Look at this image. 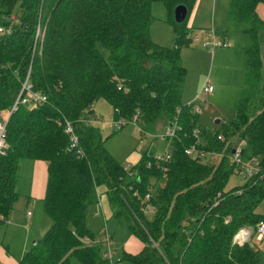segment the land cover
I'll list each match as a JSON object with an SVG mask.
<instances>
[{
	"label": "trees",
	"instance_id": "16d2710c",
	"mask_svg": "<svg viewBox=\"0 0 264 264\" xmlns=\"http://www.w3.org/2000/svg\"><path fill=\"white\" fill-rule=\"evenodd\" d=\"M197 2L0 0V25H12L0 39V112L13 106L28 74L33 89L48 97L37 107L19 105L11 114L7 148L0 154V227L21 195L23 161L48 165L42 201L52 224L20 264H109L101 245L86 241L94 240L87 214L99 202L101 186L119 226L144 245L137 253L125 250L117 264H264L263 249L234 241L245 226L257 237L264 221L257 211L264 178H246L226 190L231 175L241 174L231 158L236 136L244 140L243 159H257L264 168V20L257 12L264 0H231L230 25L252 41L244 48L246 79L236 115L217 133L201 130V113L182 101L187 69L181 49L192 35L189 16L178 23L174 10L183 4L190 15ZM155 3L167 9L165 19L177 36L174 47L151 36ZM39 21L45 39L35 51ZM100 99L112 105L115 120H124L120 127L134 123L143 136L156 134L161 123L165 131L177 123L175 136L167 139L170 158L147 150L128 170L110 154L93 123ZM193 145L222 154L220 162L187 154Z\"/></svg>",
	"mask_w": 264,
	"mask_h": 264
},
{
	"label": "rangeland",
	"instance_id": "374dc122",
	"mask_svg": "<svg viewBox=\"0 0 264 264\" xmlns=\"http://www.w3.org/2000/svg\"><path fill=\"white\" fill-rule=\"evenodd\" d=\"M228 1L198 0L189 15L188 25L191 27L190 23L194 22V24L198 23L207 29H211L214 25L217 28V36L221 38L219 41L225 39V34H227L230 46H217L214 47L215 50L212 49V44L207 46L206 42L212 40L213 37L203 32L201 27L192 26V29H190L192 41L190 45H185L181 49V61L187 69L182 94L184 104L194 103L197 106L201 105V100L198 96L199 89L203 87V83L205 84L209 81L207 80L209 78L216 86L217 82L214 78H218V92L216 91V95L214 93L209 95V106L202 111L198 118L199 128L212 133L222 132L224 124L233 120L236 115L246 79V58L243 46L250 45L252 41L249 34L240 33V31L236 32L231 25L229 28L227 27L225 32L226 29L222 26V15L225 7H227L226 11H228ZM153 15L155 19L150 26L152 38V30L155 29L159 39L164 42L163 44L160 43V45L174 47L177 36L173 24L165 19L167 15L166 7L162 3H155ZM259 17L264 20V4H260ZM0 24L2 23L0 22ZM218 28L224 30H219ZM1 35L2 33L0 32V39ZM44 39L41 42L40 51L43 48ZM211 51L214 52L212 53ZM29 78L30 74H28L26 80ZM29 82L31 83L30 79ZM94 108L98 119L94 120L93 123L101 130L108 151L128 170L133 169L139 163L142 154L147 150L155 154H164L167 149L169 151L172 150L169 142L162 138L165 132L162 123L158 125L159 127L157 126L156 134L143 136L139 127L134 123H127L123 127L118 126L117 120L114 118V109L107 100H98ZM217 120H220V122L217 123ZM243 144L244 140L241 136H236L233 141L234 148H239ZM221 156V154L207 155L204 161L216 164L220 162ZM31 164L32 161L30 159L22 164L18 182V190L21 195L14 203L10 222L0 227V241L4 240L7 245L11 246L13 253L25 249L28 236L30 238L29 249H31L34 241L46 234V227L50 226V222H52L44 211L43 201L37 198H29L33 183ZM152 181L154 182L155 180L152 179ZM245 182L246 178L243 175L233 173L228 181L226 190L241 186ZM160 183L158 182L159 185ZM98 192L100 200L90 208L87 214V226L94 234V240L91 241L86 238V241L100 244L105 257L108 248L105 231L108 230L111 237L110 244L113 253H115L114 260L119 261L127 248L141 249L143 243L127 229L119 227L117 220L112 216L106 188L101 186ZM29 211L32 213L31 216H28ZM257 211L264 213V201L258 206ZM250 241L264 250V238L260 239L253 235Z\"/></svg>",
	"mask_w": 264,
	"mask_h": 264
},
{
	"label": "built area",
	"instance_id": "2783aa9c",
	"mask_svg": "<svg viewBox=\"0 0 264 264\" xmlns=\"http://www.w3.org/2000/svg\"><path fill=\"white\" fill-rule=\"evenodd\" d=\"M45 31H46L45 25L41 21H39V23L36 26V31H35V43H34L35 51L36 49H41L42 47L41 42L44 39ZM0 32L2 34H10L12 32V25L9 27L0 26ZM210 44H212L213 46L212 49H214V47H217V46H228V43L224 41H219V40H214ZM206 45L208 46L209 44H206ZM214 90H215V86L211 82H207L203 86L202 90L200 91L198 95L201 100V105L199 106L195 105V111H197L198 113H202V111L206 107L209 106L208 97L211 93L214 92ZM47 100H48V97L45 94L39 91H35L33 89L32 84L29 82V79H27L24 82L23 88L17 100L13 104V106L7 111L0 112V154H4L7 148V144H6L7 123L10 119L11 114L15 110L18 109L19 105H28L29 107H37L39 104L47 102ZM117 124L118 126L123 125L124 120L123 119L118 120ZM177 128H179L177 123L171 126H168L162 138L164 140H167L169 138L174 137L176 134ZM66 131L67 133L71 134V140L73 144H76L77 137L75 136L73 127L70 122H67ZM167 141L171 145L170 141L169 140ZM243 145L239 148H233L231 152V158L240 168L241 175H243L245 178H253L256 176H260L264 178V168L262 167L260 161H258L257 159H252V160L243 159V154H242ZM186 152L187 154L191 156H201L203 158H206L207 155L214 156L216 154H220L214 151L209 152L206 150L198 149L195 145L188 148ZM170 156H171V151H169L168 149L165 151L164 154H157V157L165 159V160L169 159ZM220 195L221 193H219V196ZM105 234H106V242L108 245L105 257L108 259L109 264H117V261L114 260L115 253H113V249L110 244L111 237L109 236L108 230L105 231ZM252 236H253V228L245 226V227H242L239 230V232L235 235L234 241L236 243L243 244L247 241H250ZM257 237L260 239L264 238V221L260 222L258 225Z\"/></svg>",
	"mask_w": 264,
	"mask_h": 264
},
{
	"label": "crops",
	"instance_id": "0c3cea01",
	"mask_svg": "<svg viewBox=\"0 0 264 264\" xmlns=\"http://www.w3.org/2000/svg\"><path fill=\"white\" fill-rule=\"evenodd\" d=\"M230 3H231V0H229L228 2H227V6H228V11H229V7H230ZM227 10V7H225V11H224V13H223V15H222V26H224L225 27V32L227 31V27L229 28L230 27V23H229V21H228V11H226ZM227 12V13H226ZM257 12H258V14L260 15V5L257 7ZM190 25H191V27L192 26H198V27H201L202 28V30H203V32H206V33H208V35L209 36H211V37H213V39L212 40H209V41H207L206 42V44H209L210 45V43H212V41H214V40H221V38H219L217 35H218V33H217V28H215V26L213 25V27H211V29L209 28V29H207L206 27H203V25H200V24H198V23H195L194 24V22H192V23H190ZM223 27V28H224ZM192 29V28H191ZM219 29V28H218ZM219 30H224V29H219ZM236 32H239V31H236ZM240 33H244V34H247L248 35V33H245V32H240ZM152 35H153V39H154V41L155 42H159V44L161 43V44H163L164 42H162L160 39H159V37H158V35L156 34V32H155V29H153L152 30ZM225 36H226V38L225 39H222V41H224V42H226V43H228L229 42V40H227L228 39V36H227V34H225ZM250 36V35H249ZM230 46V44L228 43V46L227 47H229ZM246 46H248V45H244L243 47L245 48ZM243 47H242V49H243ZM215 50V49H214ZM212 53L214 52V51H211ZM244 55H245V52H244ZM207 80H209L208 82H211L210 81V78L209 79H207ZM214 80H216V86H215V90H214V94L216 95L217 93H216V91L218 92V89H217V86H219V82H218V78H214ZM207 83V82H206ZM205 83V84H206ZM204 83H203V85L202 86H204L205 85ZM203 88V87H202ZM202 88L201 89H199L200 91L202 90ZM200 91L198 92V93H200ZM27 160H29V159H26L25 161H27ZM31 161H32V164H31V172H33L32 173V175H33V183H32V191H31V196H29V198L31 199V198H37V199H41V200H43V198H44V195H45V191H46V186H47V180H48V165H47V162H45V161H42V160H32V159H30ZM24 162V161H23ZM32 215V213H31V211H29L28 212V216H31ZM10 222V220L7 222V223H9ZM6 223V224H7ZM51 224H52V222H50V226H51ZM50 226H48V227H46V229L48 230L49 228H50ZM120 227V226H119ZM122 228V227H121ZM44 233H45V230H44ZM30 238H29V236L27 237V242H26V246H25V249L23 250V251H20V252H17V253H13L12 252V250H11V246H9V245H7L6 244V242L3 240V241H0V264H20V260L22 259V257L24 256V254L29 250V244H30ZM37 240H35L34 241V243L36 242ZM144 246V245H143ZM142 246V247H143ZM142 249V248H141ZM141 249H138V248H127V251H129V252H133V253H137V252H139ZM133 250H137V251H133Z\"/></svg>",
	"mask_w": 264,
	"mask_h": 264
},
{
	"label": "water",
	"instance_id": "95a60500",
	"mask_svg": "<svg viewBox=\"0 0 264 264\" xmlns=\"http://www.w3.org/2000/svg\"><path fill=\"white\" fill-rule=\"evenodd\" d=\"M174 16H175L176 22H178V23L185 22L189 16L188 7L186 5H183V4L178 5L174 10ZM216 122L219 123L220 120H217ZM34 244H36V242Z\"/></svg>",
	"mask_w": 264,
	"mask_h": 264
}]
</instances>
